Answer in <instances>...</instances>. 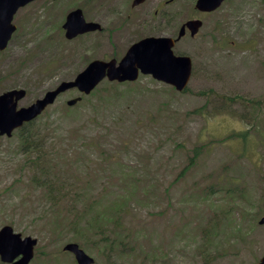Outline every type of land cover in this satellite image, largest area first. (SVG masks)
I'll return each instance as SVG.
<instances>
[{
  "label": "rangeland",
  "instance_id": "rangeland-1",
  "mask_svg": "<svg viewBox=\"0 0 264 264\" xmlns=\"http://www.w3.org/2000/svg\"><path fill=\"white\" fill-rule=\"evenodd\" d=\"M132 2L39 0L21 9L16 36L0 53V94L26 89L19 107H27L91 61L121 59L133 43L175 36L201 19L200 34L176 47L193 59L186 91L145 76L111 97L99 92L106 80L74 108L67 101L78 91L65 93L35 124L49 150H62L70 177L81 158L83 180L91 175L92 192L106 195L101 209L113 192L134 195L125 217L132 242L111 251L92 237L82 248L95 264H257L264 256V0H226L209 14L195 9L196 0H147L134 9ZM77 8L103 31L67 40L62 25ZM239 130L249 131L247 144L226 141ZM20 149L17 134L0 137V229L10 225L39 241L31 264H77L63 251L76 241L57 224L44 190L29 183Z\"/></svg>",
  "mask_w": 264,
  "mask_h": 264
},
{
  "label": "water",
  "instance_id": "water-1",
  "mask_svg": "<svg viewBox=\"0 0 264 264\" xmlns=\"http://www.w3.org/2000/svg\"><path fill=\"white\" fill-rule=\"evenodd\" d=\"M35 0H0V50L4 51L11 40L16 26L13 19L18 10ZM146 0H134L132 6L136 7ZM225 0H197L196 9L201 12H213L221 7ZM199 19L187 21L181 28L176 40L169 37H150L133 44L125 56L118 62L95 60L91 62L72 81H63L60 85L45 96L37 100L28 108L18 110V101L25 97L24 90H13L0 95V135L12 136L15 129L24 123L36 119L57 97L70 89L77 88L82 94L89 95L106 78L114 82H134L140 74L150 75L155 80L174 86L183 91L188 86L193 72L192 59L188 56H177L174 46L189 30L195 37L202 27ZM65 36L71 40L79 35L96 32L102 29L99 23L88 22L82 9L70 12L63 25ZM82 97L68 101L74 106ZM264 224V218L260 221ZM38 240L30 236L23 238L15 233L11 226L0 229V259L7 264H29L35 255ZM64 251L75 256L78 264H94L90 257L76 243H68ZM260 264H264V257Z\"/></svg>",
  "mask_w": 264,
  "mask_h": 264
},
{
  "label": "trees",
  "instance_id": "trees-1",
  "mask_svg": "<svg viewBox=\"0 0 264 264\" xmlns=\"http://www.w3.org/2000/svg\"><path fill=\"white\" fill-rule=\"evenodd\" d=\"M126 84L129 85L130 83ZM122 85L124 84L108 83L107 87H102L99 92L113 97L118 94L112 89ZM239 99V97L238 99H230V102L235 103ZM251 102L252 106L256 104L261 107L263 104V101L252 100ZM256 118L258 116L253 120L257 121ZM251 128H254V125ZM259 129L257 126L254 128L255 131H259ZM41 133L37 125H29L22 129L18 135L21 141L20 152L24 157V165L29 172V183L39 190H44L47 203L51 205L53 212L59 215L57 224L63 226V231L66 230L72 234L73 241L81 246L87 245L94 237L93 243L96 247H109L111 251H114L116 246H119L124 252L126 244H130L133 240L130 233L127 232L125 223V217L130 214L134 203L133 193L113 192L115 195L110 199L111 204L101 209V200H104L106 195L95 196V193L92 192L93 189H91V182H93L91 175L86 174L85 180H83L84 178L80 173L82 170L81 158L76 160V168L71 167V169H76L78 174L70 177L69 168H64V157L60 155L59 151L61 149L57 147L49 150L50 146L46 144L44 139L47 137L43 138ZM225 139L226 141L240 140L247 144L249 131H233ZM202 149L204 150L205 146ZM193 154L189 164H195L196 158L201 154L200 147L195 148ZM242 154L247 156L245 152ZM56 155H59L60 159L55 157ZM112 158V155L105 154L104 160L109 161ZM89 169L86 167L84 170ZM232 191L229 190V192ZM209 193L213 194L215 191L209 190ZM66 220L67 224L64 225ZM214 223L209 224L203 230L204 238L211 234Z\"/></svg>",
  "mask_w": 264,
  "mask_h": 264
},
{
  "label": "flooded vegetation",
  "instance_id": "flooded-vegetation-1",
  "mask_svg": "<svg viewBox=\"0 0 264 264\" xmlns=\"http://www.w3.org/2000/svg\"><path fill=\"white\" fill-rule=\"evenodd\" d=\"M260 261H261V260H260ZM260 261H259L258 263H260ZM258 263H257V264H258Z\"/></svg>",
  "mask_w": 264,
  "mask_h": 264
}]
</instances>
